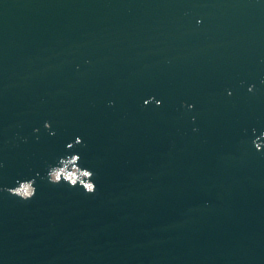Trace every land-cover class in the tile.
Segmentation results:
<instances>
[{"label": "water", "instance_id": "water-1", "mask_svg": "<svg viewBox=\"0 0 264 264\" xmlns=\"http://www.w3.org/2000/svg\"><path fill=\"white\" fill-rule=\"evenodd\" d=\"M262 133L264 0H0V264H264Z\"/></svg>", "mask_w": 264, "mask_h": 264}, {"label": "clouds", "instance_id": "clouds-1", "mask_svg": "<svg viewBox=\"0 0 264 264\" xmlns=\"http://www.w3.org/2000/svg\"><path fill=\"white\" fill-rule=\"evenodd\" d=\"M249 90H251V86ZM147 103L148 101L146 100L145 104ZM156 103L159 105L161 102L157 100ZM189 107L192 106L189 105ZM45 127H50V123L46 121ZM261 135H264V133ZM75 143H81V138L77 137ZM253 143L257 150H260L264 146L260 142V137H256ZM67 147L72 148L73 144L69 143ZM79 161L80 156L77 153L66 154L64 157H61L57 164L49 166L47 171L48 181L53 184L67 183L69 186L82 187L86 192L93 193L96 189V184L92 179L94 173L86 167H81ZM7 190L20 199H31L36 193L35 180L34 178L19 180L16 186L10 187Z\"/></svg>", "mask_w": 264, "mask_h": 264}]
</instances>
